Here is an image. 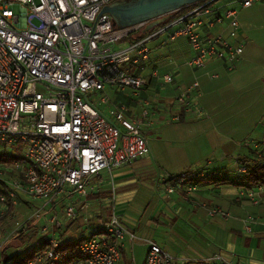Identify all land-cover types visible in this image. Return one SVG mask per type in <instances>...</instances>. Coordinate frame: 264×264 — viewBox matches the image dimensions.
Returning <instances> with one entry per match:
<instances>
[{
	"label": "built area",
	"instance_id": "1",
	"mask_svg": "<svg viewBox=\"0 0 264 264\" xmlns=\"http://www.w3.org/2000/svg\"><path fill=\"white\" fill-rule=\"evenodd\" d=\"M115 1L120 0H0V143L23 144L19 159L0 161V256L8 241L33 227L40 240L25 264H61L62 257L72 256L73 251L58 249L60 221L54 208L61 204L64 221L74 219V194L86 197L91 180L101 172L109 174L148 154L140 127L151 113L143 108L138 116H128L127 107L112 103L104 87L113 86L118 92L127 89L137 96L148 83L141 74L148 42L175 24L167 39L185 38L191 52L186 66L201 69L208 62L221 61L227 72L232 71L242 53V43L236 41L238 12L261 0H201L185 5L171 22L140 38L135 35L146 22L118 28L108 14L100 13ZM149 77L162 84L172 82L168 73L159 76L152 70ZM197 87L193 80L178 88L172 100L179 112L171 121L179 122L183 115L201 116L194 97ZM241 146L264 160V147L256 142L244 140ZM232 160L235 173L243 177L248 161ZM202 176L195 169L163 175L158 178L159 191L166 196L183 188L190 194L197 187L192 179ZM263 194L264 185L241 186L239 191L250 205L259 204ZM21 204L32 210L30 218L6 233V223ZM190 205L203 208L209 218L232 217L217 206ZM105 208L107 217L100 230L77 245L75 264H116L124 239L130 247L136 241L146 246L143 264H233L221 254L193 259L170 255L123 227L112 194ZM242 221L248 233L254 220L246 216Z\"/></svg>",
	"mask_w": 264,
	"mask_h": 264
},
{
	"label": "crops",
	"instance_id": "2",
	"mask_svg": "<svg viewBox=\"0 0 264 264\" xmlns=\"http://www.w3.org/2000/svg\"><path fill=\"white\" fill-rule=\"evenodd\" d=\"M237 20L236 41L242 43V53L230 72L221 61L208 62L201 69L186 66L191 52L185 38L167 39L177 24L148 42V59L141 71L147 85L137 96L115 90L108 95L112 103L127 107L128 116H138L143 108L151 113L140 127L145 138L151 136L146 139L148 154L109 174L101 172L91 180L86 197L74 194V219L64 221L61 204L54 208L61 243L82 241L98 232L112 194L123 227L150 239L163 251L167 246L170 255L193 259L221 254L233 264H264V194L257 205H250L239 195L242 176L235 173L232 160L237 157L250 164L256 159L241 146L244 140L264 147V0L240 9ZM152 70L159 76L171 74L172 82L162 84L158 78L149 77ZM193 80L198 83L194 97L201 116L183 115L179 122L171 121L170 117L179 112L173 97L178 88ZM194 169L209 179L223 181L199 182L190 194L181 188L163 197L158 178ZM191 202L217 206L232 217L226 221L209 218L203 208L192 207ZM20 208L28 209L24 204ZM246 216L254 220L248 233L243 231ZM38 221L42 219L38 218L36 225ZM158 227L160 236L151 231ZM132 246L126 239L122 241L116 264H143L145 253L142 258L127 259L126 252L131 254Z\"/></svg>",
	"mask_w": 264,
	"mask_h": 264
},
{
	"label": "water",
	"instance_id": "3",
	"mask_svg": "<svg viewBox=\"0 0 264 264\" xmlns=\"http://www.w3.org/2000/svg\"><path fill=\"white\" fill-rule=\"evenodd\" d=\"M201 0H120L101 8L118 28L146 22L142 34L164 24L172 12Z\"/></svg>",
	"mask_w": 264,
	"mask_h": 264
},
{
	"label": "trees",
	"instance_id": "4",
	"mask_svg": "<svg viewBox=\"0 0 264 264\" xmlns=\"http://www.w3.org/2000/svg\"><path fill=\"white\" fill-rule=\"evenodd\" d=\"M184 10H177L175 12H172L169 15V18L166 20V22L170 21L172 18H175L179 14L183 13ZM165 22V23H166ZM141 30L138 32V34L135 35L136 38H140L142 36ZM23 144L21 142H18L14 145H8L5 143H0V161L11 163L12 161L19 159L20 154L19 151L22 149ZM10 149V150H9ZM248 171L247 173L242 177V181L239 184V186L243 187H254L257 185H264V162L259 159H253V161L248 163ZM192 181L197 185L199 182L205 183L207 181L211 182H221L223 180H214L207 178L206 175H203L200 178L192 179ZM222 183V182H221ZM81 242V240L75 241V242H62L59 246L60 252H67V251H73L72 256L62 257L60 263L61 264H72L75 259H77L76 253H77V245ZM43 245V243H41ZM35 247V246H34ZM32 248L30 250H25L23 252H17L14 256L8 257L6 254L7 250L2 251V254L0 256L1 262L3 264H25L29 259H31L34 255L35 248Z\"/></svg>",
	"mask_w": 264,
	"mask_h": 264
},
{
	"label": "rangeland",
	"instance_id": "5",
	"mask_svg": "<svg viewBox=\"0 0 264 264\" xmlns=\"http://www.w3.org/2000/svg\"><path fill=\"white\" fill-rule=\"evenodd\" d=\"M111 91H114V87L113 86H105L104 87V92H105V94L107 96L111 95ZM127 91H128L127 89H123L122 90V92H124V93H128L129 92V91L128 92ZM118 93H120V92H118ZM98 95L99 94H96L95 97L93 98V100L95 102L98 99ZM97 107L101 108L103 106L102 105H98ZM150 137L151 136H149V134H148L146 139H150ZM163 197H165V196H163ZM31 214H32V210L29 209V208L28 209H25V208L18 209L15 212L13 219L6 223V226H5L6 233H9L12 230L17 229L16 227L20 223L25 222L26 220H28L30 218ZM41 224H42V222L38 221V226H40ZM150 230L151 229H149V231ZM144 231H146V230H144ZM151 231H154L155 235L160 236L161 227H158L156 229L153 228ZM25 232L24 233L22 232V235L20 234L16 238L11 239L10 241L7 242L5 250H7V252H6L7 254L6 255L8 257L14 256L17 252H23L25 250H30L34 246H36L35 243L40 239V237H39L40 235H39L38 230L34 228V229L30 230V231H29V229L25 230ZM135 237L138 238V239L151 241L150 239L141 238V237H139L137 235H135ZM155 240L159 241L156 238H155ZM166 250H168L167 246L165 248V252H166ZM144 253H145V246L140 241H136L134 243V245L132 246L131 254L126 252V256H127V259H130V258L131 259H133V258L138 259V258H142L144 256Z\"/></svg>",
	"mask_w": 264,
	"mask_h": 264
}]
</instances>
